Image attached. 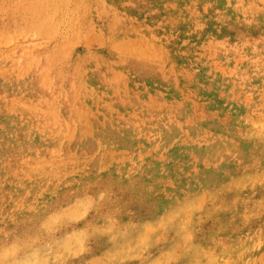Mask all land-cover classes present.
I'll use <instances>...</instances> for the list:
<instances>
[{"label":"rangeland","instance_id":"1","mask_svg":"<svg viewBox=\"0 0 264 264\" xmlns=\"http://www.w3.org/2000/svg\"><path fill=\"white\" fill-rule=\"evenodd\" d=\"M0 264H264V0H0Z\"/></svg>","mask_w":264,"mask_h":264},{"label":"bare ground","instance_id":"2","mask_svg":"<svg viewBox=\"0 0 264 264\" xmlns=\"http://www.w3.org/2000/svg\"><path fill=\"white\" fill-rule=\"evenodd\" d=\"M58 1H59V0H58ZM33 56H34V55H33ZM35 67H36V66H35ZM32 68H33V66H32ZM1 69H2V68H1ZM34 70H35V69H34ZM38 78H39V77H38ZM52 78H53V77H52ZM41 82H42V81H41ZM48 85H49V84H48ZM46 86H47V85H46ZM45 88H46V87H45ZM54 88H55V87H54ZM43 91H44V90H43ZM47 91H49V90H47ZM51 91H52V90H51ZM52 92H53V91H52ZM58 93H59V92H58ZM58 93H57V94H58ZM51 94H52V93H51ZM60 95H61V94H60ZM53 98H54V96H53ZM53 98H52V99H53ZM54 100H55V98H54ZM63 100H64V99H63ZM40 120H41V119H40ZM38 121H39V119H38ZM38 124H39V123H38ZM45 124H46V123H45ZM43 125H44V124H43ZM46 126H48V125H46ZM51 128H52V126H51ZM51 128H50V129H51ZM60 129H61V128H60ZM60 129H59V130H60ZM46 131H47V130H46ZM62 131H63V130H62ZM48 132H49V131H48ZM67 133H68V132H67ZM60 134H61V133H60ZM49 135H50V134H49ZM52 137H53V136H52ZM46 161H47V160H46ZM77 200H78V199H77ZM44 215H45V214H44ZM49 231H50V230H49ZM49 231H48V232H49ZM82 233H83V232H82Z\"/></svg>","mask_w":264,"mask_h":264}]
</instances>
